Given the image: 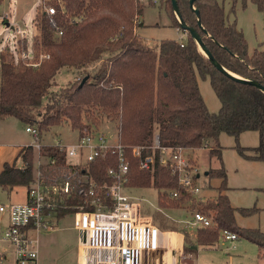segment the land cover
Wrapping results in <instances>:
<instances>
[{
	"label": "trees",
	"instance_id": "trees-1",
	"mask_svg": "<svg viewBox=\"0 0 264 264\" xmlns=\"http://www.w3.org/2000/svg\"><path fill=\"white\" fill-rule=\"evenodd\" d=\"M225 1V0H223ZM234 12L238 0H231ZM264 10V0H252ZM48 0L58 8L57 19L63 29L61 38L54 37L49 18L40 13L41 46L50 54L40 67L15 63L8 52L0 54V118L15 117L39 129L40 135L53 126L68 122L80 133L95 128L101 115L118 120V142L124 146H152L155 134L162 146L209 147L212 156L222 160L219 137L226 132L239 139L246 131L259 132V144L244 147L239 152L248 159L264 160V90L240 83L213 65L199 49L189 32L183 41L163 39L151 46L134 34L133 21L143 15L141 0ZM170 5L173 26L183 30ZM181 16L195 27L216 60L243 78L264 85V49L250 53L248 41L237 21H231L219 0H195L203 27L190 6V0H177ZM184 31V30H183ZM185 32V31H184ZM76 69L79 75L69 84L52 90V81L62 69ZM198 74L209 77L221 107L217 112L208 108L202 96ZM212 144V145H211ZM130 164L128 186L154 187L158 191L160 209L181 208L190 203L195 211L207 215L212 225L199 226L193 241L184 228L169 226L165 215L157 210L160 228L181 231L185 235L183 255L195 257L197 245L213 246L221 231L231 230L239 237L256 243L264 251V231L240 226L236 211L250 215L256 207H236L228 194L227 171L224 165L208 171V176L221 180L217 197L202 206L185 190L171 170L159 164L160 149L144 150V156L154 154L151 170L140 168V159L126 148ZM247 150L253 153L248 154ZM34 148H22L13 163H5L0 173V186H28L34 180ZM42 153L55 159L57 166L65 163V153L56 145L42 146ZM25 163L20 167L19 159ZM117 152L90 163L97 180L106 176L109 167H117ZM55 166L45 168L52 174ZM178 190L173 197L171 191ZM84 197L74 194L70 205L83 203ZM76 209L62 210L61 217Z\"/></svg>",
	"mask_w": 264,
	"mask_h": 264
},
{
	"label": "built area",
	"instance_id": "built-area-1",
	"mask_svg": "<svg viewBox=\"0 0 264 264\" xmlns=\"http://www.w3.org/2000/svg\"><path fill=\"white\" fill-rule=\"evenodd\" d=\"M47 1L41 4L42 8L33 21L35 30L31 34L17 27L18 18L12 19L9 9L0 11V37L10 30L20 35L15 46H4L0 54L8 52L15 63L22 62L34 68L50 58L49 53L36 48V44L41 46L42 43L40 13L49 18L55 38L63 36V29L57 19L58 8L47 4ZM2 4H6V0H0V6ZM180 42L183 45V40ZM26 131L37 140L32 145L38 151L37 165L26 201L0 204V212L8 215L4 239L13 245V250L0 253V264H43L39 258L38 232L53 229L55 220L61 218L60 212L71 208L76 209L70 214L74 216L79 231L80 251L76 264H158L157 254L166 247V232L155 224L152 215L145 213L143 202L129 193L135 187L128 186L130 164L125 149L131 148L133 155L140 159V168L146 170L153 168L156 156H144V150L160 149L159 164L168 167L172 175L178 177L180 185L198 197L201 187L197 179L201 174L190 156L192 148L162 146L158 134H155L154 143L149 147L124 146L119 142L111 144L108 133L93 128L79 132L75 142L63 144L59 141L55 144L66 158L63 165L57 166L55 159L42 153L45 144L41 143L39 129L28 125ZM109 152L118 153L119 164L109 167L106 176L97 180L91 173L90 163ZM76 156L78 162L72 163L70 159ZM48 165L55 166L50 175L45 172ZM24 166L23 162L21 167ZM171 193L173 197L178 196V190ZM74 194L83 196V203L70 205L69 199ZM157 209L162 211L159 207ZM185 222L198 227L212 225L210 218L199 211H194L192 219ZM221 237L226 241H235L239 236L224 229Z\"/></svg>",
	"mask_w": 264,
	"mask_h": 264
},
{
	"label": "rangeland",
	"instance_id": "rangeland-1",
	"mask_svg": "<svg viewBox=\"0 0 264 264\" xmlns=\"http://www.w3.org/2000/svg\"><path fill=\"white\" fill-rule=\"evenodd\" d=\"M8 1V2H7ZM44 0H6V4L0 6V11L9 9L12 19L18 18V25L23 30L31 34L34 30V19L41 10ZM59 1L60 0H56ZM231 21L236 20L248 41L249 52L255 48L264 49V10L252 0H238L234 12H231V0H219ZM144 5V13L135 17L133 21L134 34L140 36L151 46L157 45L163 39H177L185 41L187 34L183 30L174 27L170 5L168 0H141ZM2 29V28H1ZM3 38V39H2ZM20 35L15 30L5 31L0 37V50L4 46L13 47L19 40ZM79 75L76 69H62L52 81V90H57L71 83ZM198 82L202 96L210 111L217 112L221 107V102L214 91L210 78L202 77L198 74ZM28 125L15 117L6 119L0 118V173L5 163H12L19 150L24 145H34L37 140L32 134L26 131ZM110 135L108 140L111 144L118 142V120H113L101 115L100 122L93 125ZM79 130H74L68 122H62L53 126L49 131L41 136L42 144L51 146L62 141L63 144L75 142ZM222 146V160L218 156H212L209 147L192 148L190 156L193 158L195 166L199 168L200 177L197 184L201 187V192L197 202L202 206L214 200L218 193V186L221 180L211 177L205 172L220 168L222 165L227 171L228 194L231 204L236 207H256L257 211L250 215H243L236 211V220L240 226L247 228H259L264 231V172L255 167L256 162L244 157L237 149V144L244 147L257 146L259 144L258 131H246L236 139L235 136L222 132L219 137ZM212 145V144H211ZM36 149V148H35ZM37 149L34 152V167L37 165ZM248 154L253 153L247 150ZM78 157H72V163L78 162ZM23 164L20 158L17 162ZM28 186L19 185L4 188L0 186V204L24 202L27 197ZM129 193L137 196V200L143 202L145 213L152 215L158 226L160 221L155 213L159 207L158 191L154 187L135 188ZM146 200V201H144ZM174 209V208H172ZM190 203L176 210L171 208L162 209L170 217L163 215L169 226L179 227V220L191 218L193 211ZM8 215L0 212V253L5 250H13V245L4 239V229ZM178 221V222H177ZM2 223V224H1ZM181 224V222H180ZM183 225V224H181ZM168 229H171L169 227ZM195 229L189 230L191 236H195ZM194 241V239H192ZM216 245L211 249H202L199 252L195 264H264V251L259 246L243 237H238L234 242L226 241L222 237L216 241ZM39 258L43 264H76L79 256V231L72 214L58 218L54 222L53 229H41L38 232ZM189 257H185L188 261ZM188 264V263H187Z\"/></svg>",
	"mask_w": 264,
	"mask_h": 264
},
{
	"label": "crops",
	"instance_id": "crops-1",
	"mask_svg": "<svg viewBox=\"0 0 264 264\" xmlns=\"http://www.w3.org/2000/svg\"><path fill=\"white\" fill-rule=\"evenodd\" d=\"M184 35H186V33ZM24 146H27V145H24ZM252 147H254V146H252ZM21 150L22 149L19 150V153H20ZM250 161L256 162L255 167L257 169L262 170L264 172V160L251 159ZM21 166L22 165H20V167ZM133 189H135V188H133ZM176 209H180V208H174V209L171 208V210H176ZM194 211H193V213H194ZM165 214H166V216L170 217L167 213H165ZM192 216H193V214L191 215V218L181 219V220H179V222L178 221L177 222L179 223V226L181 228L186 229L188 232L191 229H195L196 230L194 237L190 235L191 238L194 239V241H195L196 240V234H197L198 226L197 225H192V224L186 225V222H185L187 220L188 221L191 220ZM180 222L183 225H181ZM164 231L166 232V234H165V239H166V245L165 246L166 247H165V249L163 251H160L157 254V263L158 264H187V263L188 264H195V261L198 258L200 250H202V249H211L217 244V243H215L213 246H210V247H207V248L202 247L200 245H197V248H198L197 255L195 257H193L191 255H188L189 259L187 261V260H185V257H187V256L183 255L184 245H185V235H184V233L181 232V231H175V230H171V229H168V230L166 229ZM232 242H234V241H232Z\"/></svg>",
	"mask_w": 264,
	"mask_h": 264
},
{
	"label": "water",
	"instance_id": "water-1",
	"mask_svg": "<svg viewBox=\"0 0 264 264\" xmlns=\"http://www.w3.org/2000/svg\"><path fill=\"white\" fill-rule=\"evenodd\" d=\"M194 2L195 0H190V6L193 9V11L195 12L197 19H198V24L199 26L203 29V32L207 33V30L203 27L202 22H201V17H200V11L197 7L194 6ZM172 5L175 11L176 16L178 17L180 23H181V27L183 28V30L185 32H189L190 35L192 36L193 40L195 41V43H197L199 49L211 60V62L213 63V65L215 67H217L219 70H221L222 72H224L225 74H227L228 76H230L231 78H233L234 80L243 83V84H247V85H254L257 86L259 88H261L262 90H264V85H262L260 82L258 81H254L251 79H246L241 77L240 75L228 70L227 68H225L224 66H222L217 60L216 58L213 56V54L211 53V51L207 48L203 37L201 36V34L199 33V31L193 27V26H189L182 18L181 16V12L179 9V5L177 0H172ZM206 175H208V171L205 172Z\"/></svg>",
	"mask_w": 264,
	"mask_h": 264
}]
</instances>
